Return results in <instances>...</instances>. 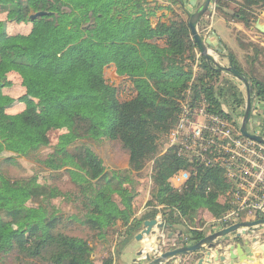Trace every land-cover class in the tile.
I'll return each instance as SVG.
<instances>
[{
    "label": "trees",
    "instance_id": "trees-1",
    "mask_svg": "<svg viewBox=\"0 0 264 264\" xmlns=\"http://www.w3.org/2000/svg\"><path fill=\"white\" fill-rule=\"evenodd\" d=\"M185 3L0 0V15H7L0 20V258L17 254L44 264H116L115 257L144 222L159 214L168 229H181L178 244L188 246L218 226H207L202 212L216 221L228 213L231 206L224 196L230 184L222 170L183 160L173 148L160 155L162 139L176 127L189 89L193 100L206 98L211 113L231 112L238 118L245 112V94L202 56L195 74L200 53ZM214 4L217 12L235 5L242 14L262 8L264 0H212L209 11ZM164 10L171 16L158 17ZM39 12L47 14L31 20ZM205 17L198 26L203 38L202 30L209 25ZM110 66L118 78L131 83V99L120 101L116 89L104 84ZM15 77L27 96L53 108L16 110L20 100L10 102L1 95ZM253 88L254 107L259 109L264 106V83L254 79ZM57 128L65 132L59 143L53 138ZM102 140L116 142L127 152L130 177L104 171L88 147ZM45 150L50 152L42 159ZM3 152L11 155L3 157ZM23 158L52 173L64 171L76 190L64 193L42 184L38 176L14 179L5 173L4 168L17 166ZM151 162L157 191L146 212L136 217L134 202L142 184L134 177L141 178ZM180 171H189L191 178L176 189L170 180ZM58 198L79 205L83 219H65L52 202ZM70 221L87 229L92 241L71 235L65 223ZM112 235H117L116 256L106 247V256L98 258L103 248L99 252L100 245L93 243L103 245Z\"/></svg>",
    "mask_w": 264,
    "mask_h": 264
},
{
    "label": "rangeland",
    "instance_id": "rangeland-1",
    "mask_svg": "<svg viewBox=\"0 0 264 264\" xmlns=\"http://www.w3.org/2000/svg\"><path fill=\"white\" fill-rule=\"evenodd\" d=\"M163 3L167 5V3L165 2ZM230 9L231 10H227L229 11L228 14H230L228 16H231L234 11H238L239 8L235 5H231ZM221 14H222L221 12L219 11L217 12L216 4H214V7H212V9L208 11L206 16L209 15V18H208L209 25L204 30H202V34L204 38L207 39L208 36L211 35L212 24H213L214 26L213 34L215 36V39L219 41L221 38L227 44V46L231 48L232 53H234V55L236 56L241 67L245 71L249 72L251 76L253 77V79L264 83V56L261 57V62H259L260 64H257V66H254V67H251V65L249 66L250 64L249 61L246 64H244L243 62L245 58L248 60H251L255 57L254 52L251 51L252 49L250 45H251V42L255 43V41H257V38L260 37L258 31L250 30L247 28H246L247 30L245 29V31L243 30L239 31L238 27H242V26L239 25V26H236L235 28L233 26L235 23H233V25H230V28L228 27L226 28L223 23ZM242 14L249 15L250 13L249 11H243ZM6 19H7L6 14L0 15V20H6ZM22 26L23 25H20L19 27L21 28ZM199 33L201 35V31H199ZM238 39L241 43V48L239 47L240 44L237 43ZM212 49H215V48L212 47ZM200 56H201L200 54L197 55V62L193 65V70L195 74L198 71V61H199ZM215 58L218 64L222 65V62L219 59V56H215ZM224 77L226 79L233 80L234 83H237L236 80L232 78V76L223 74L222 79L225 80ZM103 78H104V84L106 86L116 89L118 93V99L120 101L123 102L133 97V94H130L131 92L127 90V87L129 88L132 87L131 83L125 82L123 79L118 78L115 72V68L113 66L107 67L105 69ZM11 81H12L13 86L2 89L1 95L7 98L8 101L10 102H17L20 100V105L16 106L15 108L16 110L21 109V110L26 111V110H33L35 108H40L43 110H46L48 108L50 110L51 108H53L52 103L48 104L46 102H42V101H39V100H36L34 98L27 96L26 90L21 85H19L20 82L17 77L11 79ZM236 85H238L240 90L246 95L245 87L240 83H237ZM246 103L247 101L245 102L244 111L246 109ZM226 109L229 113L230 109L228 108ZM230 115H231V112H230ZM263 117H264V106H260L258 109V114H254L251 118V122L248 125V131L251 133H260L264 136V121H262ZM243 118H244V114L241 120L238 119L240 120V129L243 123ZM173 130L167 136L163 137L162 152L160 155L165 154L167 150L170 149L169 145H170L171 133L173 132ZM64 133H65L64 130H62L61 128H57L56 133L54 134V137H53L54 142L55 143L61 142L62 137L64 136ZM88 147L99 157L104 171L125 173L126 176L130 177L129 175V156L127 152L121 147V145H119L116 142H109L107 140H102L101 142H98V141L91 142L88 144ZM49 152H50L49 150H45L42 153V159H44ZM9 155L11 154L8 152L2 153L3 157H7ZM3 170L5 171L7 175H9L11 178H14V179L38 176L42 184H47L52 187H55L64 193L74 192L76 190L75 185L72 183L67 173H65L64 171H61L58 173L49 172L42 165L32 160H28L24 158L20 159L19 164L17 166H9V167L4 168ZM152 171H153V162L147 165L146 169L141 174V178L134 177L135 182L141 181V184H142V187L140 188L141 195H139L134 202L136 216L138 213H140L143 210L144 204L150 201L154 193L157 191V187L155 186L154 182L151 179ZM138 179H141V180H138ZM170 185L173 188H175L173 183L170 182ZM183 186H180L179 188ZM125 187L128 191L130 190V187L128 185H125ZM224 198L226 200L230 199V196H228V192L225 193ZM114 199L117 202L120 201L117 195H115ZM52 202L56 207L59 208L61 213L64 215L65 219H68L72 217L73 215H77L79 218L81 217L83 219V214L81 213V207L79 205L74 204V203H69L68 201L62 198H58L56 200H53ZM207 218H209V216H207ZM251 219L252 217L249 216L247 213L241 214L240 221L246 222ZM65 223L66 225H68L67 229L71 235L83 237V238H86L92 241L91 233L87 229L83 228V226L79 222L70 221V222H65ZM178 230L181 231L180 228ZM131 242H132L131 245L127 247L125 246V248L122 251V254L120 256V262L122 264H133L135 259L137 258V253L139 251V242L137 241H131ZM93 245L95 246L100 245L97 248L99 252L103 248L101 251L102 253L99 254L98 258L106 256L107 251L104 250L106 247L109 248L115 255L117 248H118L116 247L117 246V235H112L111 237H109L108 241L105 242L103 245L99 241L93 243ZM118 256H116L115 258L116 259L119 258ZM0 264H44V263L38 262V261L27 260V259H21L18 257L17 254H12L8 257L0 258Z\"/></svg>",
    "mask_w": 264,
    "mask_h": 264
},
{
    "label": "built area",
    "instance_id": "built-area-1",
    "mask_svg": "<svg viewBox=\"0 0 264 264\" xmlns=\"http://www.w3.org/2000/svg\"><path fill=\"white\" fill-rule=\"evenodd\" d=\"M127 90L133 94L131 88L127 87ZM180 104L178 122L171 133L169 147L183 160L222 170L224 179L230 184L231 208L221 220L216 221L219 228L243 222L240 221L242 213L252 217L246 222L264 219V144L242 134L240 120L243 116L237 118L211 113L206 98L202 96L193 100L191 89ZM224 110L228 112L226 108ZM254 114H258V109L253 106ZM249 133L264 138L260 133ZM190 178L191 173L180 171L170 182L178 189ZM157 221H161V217ZM178 245V241L164 244L151 250L150 254L157 258L170 248H178ZM144 262L145 254L135 264Z\"/></svg>",
    "mask_w": 264,
    "mask_h": 264
},
{
    "label": "water",
    "instance_id": "water-1",
    "mask_svg": "<svg viewBox=\"0 0 264 264\" xmlns=\"http://www.w3.org/2000/svg\"><path fill=\"white\" fill-rule=\"evenodd\" d=\"M212 0H205L197 10L189 16V28L191 29L192 37L198 47L199 53L204 57L209 64L214 66L218 71L228 72L232 74L234 78L241 80L248 92V100L246 104V109L244 113L243 123L241 127L242 134L252 140L258 141L264 144V138L258 135H252L248 131V124L251 121L252 110L254 106L255 96H252L253 90L250 87V82L247 77L243 76L233 65L232 60H230V67H221L216 61L215 56H220L217 50L210 48L205 39L200 35L198 31V26L204 16L208 13L211 6ZM47 13L39 12L31 15V20H36L37 18L45 16ZM257 29L264 33V26L257 24ZM264 227V219L252 221V222H241L235 225L224 227L201 240L197 244L181 246L175 249L170 248L168 251L162 253L159 257L153 258L150 253H145L144 251L139 252V256L145 254V259L147 264H171L170 262L177 258L186 257L192 254L204 252L205 256L200 260L199 264H212V255L215 254V261H220L221 263L229 262V264H235L239 261L240 263H255L256 261H263L264 263V244L260 245L259 253H256L254 257H249L246 254L245 248L250 245L257 244L260 242V237L253 238L250 242L238 243L236 245H228L226 238L235 234V239H240L249 235L253 229H258ZM168 229V226L164 222H158L156 220H148L144 222L143 229L137 234L136 240L143 241L145 238L150 237L155 229ZM172 238V236H171ZM227 250V251H226ZM224 251L228 253V257L222 255L221 252Z\"/></svg>",
    "mask_w": 264,
    "mask_h": 264
},
{
    "label": "crops",
    "instance_id": "crops-1",
    "mask_svg": "<svg viewBox=\"0 0 264 264\" xmlns=\"http://www.w3.org/2000/svg\"><path fill=\"white\" fill-rule=\"evenodd\" d=\"M185 1H186V3H185L186 11L189 12V14H193L197 10V8L200 6V4H202L205 0H185ZM163 14L170 15V13L167 10H164V11H162V12H160L158 14V17L162 16ZM205 18L208 19L209 15L206 16ZM21 28L19 27L20 30H26V29H24V25ZM213 31H214V26L212 24L211 35H209L207 39H205V38L204 39H205L207 45L210 48L214 47L215 49L219 50V41L217 39H215ZM215 44H217V45H215ZM146 203L144 204L143 210L140 213L137 214L138 217L146 212V210H147L145 208L146 207ZM207 216H209V218H207ZM158 217H161V221H159V223L162 222V216L159 214L157 216V218ZM200 219L203 222H205V224L207 226H211V225L216 223V220L207 211L202 212V214L200 215ZM178 229H176V231L174 233L170 229L163 230V229H157L156 228L154 230L153 234L150 237L145 238L143 241H137L136 237L133 240H131V241L139 242V251L137 253V258L135 259L133 264H135L136 261L140 257L139 256V252L144 251L145 253H150L151 250H155V249L163 246L164 244L166 246V245H170V244H172L174 242H177L179 240L180 233H181V231H179ZM220 229H222V228H219V226L216 225L214 227L213 231L210 232L208 235H210V234H212V233H214V232H216V231H218ZM171 236H172V238H171ZM256 237H260V242L257 243V244L250 245L249 247L245 248L246 254L249 257H254V255L256 253L260 252V250H259L260 245L264 244V227H261V228H258V229H253L249 233V235H247L245 237H242L240 239H237V240L235 239V234L231 235V236L226 238V242H227L228 245L232 246V245H236L238 243L250 242L253 238H256ZM131 241L126 245V247L131 245V243H132ZM178 246L181 247L182 245H178ZM121 254H122V252H121ZM121 254L118 256L119 258L116 259V262H115L116 264H122L120 262ZM221 254L225 255L227 257L229 256L228 253H225L224 251H222ZM204 256H205L204 252H200V253L192 254V255H189V256H186V257L174 259L170 263L171 264H199L200 260L203 259ZM214 259H215V254L213 252L212 259H211L212 264H229V262H226V263H221L220 261L216 262ZM263 259H264V257H263ZM144 264H147V263L144 262ZM204 264H206V263H204ZM235 264H264V263L261 260V261H258V262L256 261L255 263H252V262L251 263H240L239 261H237V262H235Z\"/></svg>",
    "mask_w": 264,
    "mask_h": 264
},
{
    "label": "flooded vegetation",
    "instance_id": "flooded-vegetation-1",
    "mask_svg": "<svg viewBox=\"0 0 264 264\" xmlns=\"http://www.w3.org/2000/svg\"><path fill=\"white\" fill-rule=\"evenodd\" d=\"M224 11H225V9H224ZM225 12H227V10ZM225 12H223L221 14V17H222V20H223L226 28L227 27L230 28V25H233V23H235L233 25L235 28H236V26H239V25L242 26V27H238L239 31H242V30L245 31L246 28L250 29V30L258 31L260 37L257 38V41H255V43L251 42V45H250L251 49H252L251 51L254 52L255 57L251 60H248L245 58V60L243 61L244 64H246L249 61V63H250L249 66L251 65V67L257 66V64H260L259 62H261V57L264 56V33L257 29L258 23L264 26V6L262 8H256L253 11H249V13H250L249 15L240 14L238 11H234L231 16H228L230 14H227ZM230 19L233 21H231ZM237 43L240 44L239 47L241 48V43H240L239 39L237 40ZM218 53L220 54L219 59L222 62V65H220L221 67H224V68L230 67V60H232L234 67L243 76L248 78L249 82L251 83L250 87L253 90L252 96H254L253 95V93H254V88H253V80L254 79H253V77L251 76V74L249 72L245 71L241 67L236 56L234 55V53H232L231 48L229 46H227V44L221 38L219 40ZM256 56H257V58H256ZM222 73L227 74L229 76H232V74H230L228 72H222ZM232 78L235 79L237 83H240L245 87L246 95L244 97L246 98V101H247L248 100V92H247V88H246L245 84L241 80L234 78L233 76H232ZM237 83H235V84H237Z\"/></svg>",
    "mask_w": 264,
    "mask_h": 264
}]
</instances>
